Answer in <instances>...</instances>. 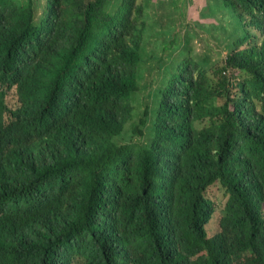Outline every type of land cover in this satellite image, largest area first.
Instances as JSON below:
<instances>
[{
    "label": "trees",
    "instance_id": "1",
    "mask_svg": "<svg viewBox=\"0 0 264 264\" xmlns=\"http://www.w3.org/2000/svg\"><path fill=\"white\" fill-rule=\"evenodd\" d=\"M224 4L236 49L134 123L143 4L0 0V264H264V0Z\"/></svg>",
    "mask_w": 264,
    "mask_h": 264
},
{
    "label": "rangeland",
    "instance_id": "2",
    "mask_svg": "<svg viewBox=\"0 0 264 264\" xmlns=\"http://www.w3.org/2000/svg\"><path fill=\"white\" fill-rule=\"evenodd\" d=\"M13 1L17 3L25 0ZM141 4L146 9L143 44L145 68L139 75L142 90L135 97L134 123L145 117V111L161 95L170 76L184 59L203 58L202 66L207 69L212 65H220L236 49L242 30L239 19L225 7L224 0H138V5ZM119 7L117 5L113 13ZM177 32L187 35V39H178L176 45L167 49L172 38L166 37L174 36ZM152 66H161L162 69L153 71ZM10 93L8 101L15 106V91ZM155 112L156 110L152 114ZM131 135L132 131H126L118 141L122 142ZM149 135L153 137L152 129L149 130ZM207 195L215 208L209 226L211 236H215L220 230L228 195L219 183L210 187Z\"/></svg>",
    "mask_w": 264,
    "mask_h": 264
},
{
    "label": "clouds",
    "instance_id": "3",
    "mask_svg": "<svg viewBox=\"0 0 264 264\" xmlns=\"http://www.w3.org/2000/svg\"><path fill=\"white\" fill-rule=\"evenodd\" d=\"M217 184V183H216ZM219 184H221L222 185V183L219 181ZM212 187V186H211ZM210 189V188H209Z\"/></svg>",
    "mask_w": 264,
    "mask_h": 264
}]
</instances>
